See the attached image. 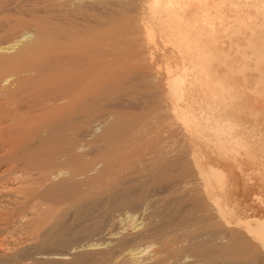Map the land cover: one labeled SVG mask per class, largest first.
Masks as SVG:
<instances>
[{"label": "rangeland", "instance_id": "obj_1", "mask_svg": "<svg viewBox=\"0 0 264 264\" xmlns=\"http://www.w3.org/2000/svg\"><path fill=\"white\" fill-rule=\"evenodd\" d=\"M150 10L151 9L149 8L147 0H0V47H4L8 44H15V41L18 39V37L21 34H27L28 36L27 41L33 40L36 37V34L39 29L38 27L40 25L41 26L43 25L42 27L46 29L47 34L48 33L50 34V35L48 34L49 38L52 36L53 37L52 40L55 39L58 42L60 41V39L61 41L66 42L67 40L71 41L73 37L76 38L77 36L80 37L81 35L82 37L83 36L89 37V35L92 34L94 36L93 38L95 41L94 43H96L95 44L96 51L93 57L94 59L91 61V63L89 62L91 65L90 64L86 65V62L89 60L85 59L86 58L85 56H84L85 58H83L84 63L81 60V63H83V67H84L82 69L85 70L88 69L87 66H89V68H92V70L94 69L93 77L96 78L95 79L93 78L95 81L94 82L95 86L93 85L95 89V90L93 89L94 90L93 102L92 104H89V102L85 104L88 110L85 108V106L83 108L85 109L86 112H83L84 110L83 111L78 110L77 113L79 115H77L76 112L75 114H72L75 116L74 118H72V120L70 119L65 122L62 121V123L59 122L60 123L59 124L55 120L52 121L53 123H49L50 121L46 123L47 121H45L44 119L46 123L45 124L44 121H42V119L41 120L37 119L36 121L34 120V122L31 123L30 121L29 122L27 121L28 119H24V121H21L20 119L19 120L21 122L20 123L19 121H17V119L21 117L23 120L24 117H22V115L24 116L25 114L26 115L28 114L29 116L26 115L25 116L26 118H29L30 111L34 110V108L32 110L33 106L31 105H35L33 103L39 104V102L43 100L42 97L44 96L43 98H45V96L47 95L46 93L53 91L52 89L54 87L52 84L48 83L50 87L47 86V84L45 86L46 88L47 87L48 88L45 89L44 87L46 92L45 90H43L42 92L40 90L38 93V89H37L35 90L36 94L33 92H32L33 94L30 93L29 92L30 82H28V80L30 81L29 79L30 73L29 71L26 70L29 73L28 74L26 71H24L25 69H22L24 67L26 69L29 68L28 66L26 67L27 65L26 60L19 61L20 63H17L18 64L17 68L15 66L14 68L9 69L8 72L6 71V74L3 75V76L7 75L6 77L9 78L7 79L8 81H4V83L2 82L0 84L1 85L0 86V103H1L0 104V116H1L0 117L1 118L0 119V264H29V263L33 264V262L36 263L37 261H39L41 257H42V261L44 260L43 261L44 264H68L71 261L72 262L77 261V263L80 262V264H83L81 262L83 258H86L85 259L86 261L85 262L83 261L84 264L86 263L107 264L108 263L107 261L109 260L105 262H100V261L96 262L93 259L97 255H99L100 253L99 251H101V247H102V251H105V249L106 250L108 249L107 251H109L111 246L113 247L114 245L117 244L118 245L120 244L118 248H120L124 253L126 250L125 246H127V248L129 246H130L129 248H133V247L136 248V250L135 249L134 250L139 254H136V256L138 257V262L137 263L134 262V264H150L148 262H151L153 253L157 249L156 246L159 245L160 243L158 241L159 238L157 235L151 236L150 234L148 235V233L146 232L151 220L154 219L152 220L153 222L158 220V217L157 218L152 217V219H150L151 217L149 216L147 217V215H149L148 212H151L154 208H157V210H159L160 208L164 209L166 205L165 207H163L162 206L163 203L167 204L166 203L167 201L170 202L171 199L173 200L174 195L177 196L176 199L178 201L182 199L181 194L182 196L185 195L188 198L190 197L191 194L192 198L194 199L196 198L195 195L197 196V193L195 192H197V190L200 188V180L196 179L195 177L197 175L196 169L194 170L193 168L195 167H193V164L189 163L191 161V160L189 161V157L187 156L188 157L187 160L185 159L186 156H184L185 158L181 156V155H186V153H184L185 152L184 149L187 151L188 146H187V141H185L184 137H182L181 135L182 133V131H180L181 127L180 125H178L180 123L179 122L180 120L176 118L175 120H173L174 118H171L172 115L170 114L169 110L166 108L169 106V100H171L170 94H168L169 92L167 89L168 88L167 77L169 76L167 70H169L168 69L169 67L173 72V76L186 74L187 80H190L192 76H194L193 74H197V73L199 74L198 69L200 67L196 66V68L193 69V71H191V69L193 68L192 65L195 66L194 64L197 65L199 61L203 62L204 59H202L200 55H198L197 58H194L196 57L195 56L196 50L190 49L189 51L187 49V47L185 46L187 39H190L188 41H190L189 43L191 44L192 42L193 43L195 42L193 41L194 39L198 40V47L200 49H203L204 52L208 54L210 57H212L213 55L212 52L213 49H212V45L207 40L204 41L203 38L199 36L198 37L194 36V28L192 26L188 25L189 27H186L187 15L184 11L178 9L179 11H176V14L180 16V18L178 17L177 19L176 17L173 20V18L172 19L167 18L168 15L166 14L164 9L161 11L159 8L158 11L160 13L158 14L155 13L154 11H153L154 13L152 14L151 13L152 10L151 11ZM158 11L156 10V12ZM194 14L195 15L202 14L201 9L200 8L195 9ZM179 19L183 21L180 20L178 22ZM176 21L180 24H178ZM178 29H180V32H182L181 34H179ZM224 29H225V33H221L219 35L220 47L223 49L224 53L229 56L230 59H240V55L242 52H243L242 54L248 56L247 62L249 64V67L244 71V73L245 72L246 73L243 75L245 78L246 77L250 78L252 74L257 75L258 78L257 77L252 79L250 78L251 80L249 81V83H253L254 80L259 79L260 74L256 70L257 62L254 60L253 56H251L250 53H247L248 50H245V37H247V35L244 32L243 34L238 32L236 36H233L231 34V31L235 29V26H233L232 23H229L226 20H225ZM191 31L193 32L191 33ZM205 31L206 32L208 31V27L206 25L204 26V30L203 31L201 30V32H205ZM182 34L184 38H182ZM63 36L65 38H62ZM192 36L194 38H192ZM191 44L190 46L192 47L193 44L192 45ZM21 46H22L21 44L15 45L13 46V49L12 48L11 50L7 49L8 51L0 50V55H4L7 57L13 56L21 48ZM182 56L184 60L181 59ZM199 57L201 60L199 59ZM52 58H54V56ZM52 60L53 59L51 58L49 59V61H51L48 62L50 66L54 63ZM53 66L54 64L51 67ZM184 68H186V70H184ZM90 70L88 69V71ZM86 71L85 73L88 72ZM19 73L23 76L19 75ZM17 78H19L20 80H16ZM21 81H23L22 82L23 84L21 83ZM26 81L29 84L26 83ZM205 82L206 85L210 87L211 83L209 82V80H205L204 83ZM24 83L25 85L28 86L25 87ZM234 84L237 85V82H234ZM17 87L19 89H21L20 87L22 88L24 87V89L23 90L21 89L22 91L21 90L18 91L16 90L18 89ZM211 87L213 86L211 85ZM25 88L27 90H25ZM8 89L9 90L11 89L12 92H9ZM13 91L16 94L14 96L15 98L12 97L14 95L12 94ZM200 92L201 90H199V87L195 86L191 94L194 96V98L201 100ZM7 94L9 95L6 96ZM6 97L8 100L6 99ZM189 97L190 95L189 93H187L186 96H183L182 98H179L177 100V103L180 107L179 112L182 110L181 107L185 103L191 104L190 100H188ZM6 100L7 102L8 101L9 102L7 103ZM216 103H215L216 106L218 105L220 107L221 106L225 107L221 103L220 98H216ZM195 104L196 105L193 106V108L195 109V113L197 115L203 114L204 116L208 117L211 123L216 125L215 128L218 127L219 130L223 133L222 135H220L221 138L227 140L229 139L230 141L237 140L240 144L243 145V147L239 149L238 153L241 160L245 164V169L250 173L251 181L249 180V188L244 189L242 187V184L239 183V179L235 177L236 184L238 185L237 186L238 194L236 196L237 200L239 202L242 201V199L239 196V192L245 194V192L250 189H251L250 193L251 192L255 193L257 194L256 196L259 195L258 198L256 196H253V200L256 203L264 200V121L252 120L255 118H250V116L248 115H246L248 119H246L245 121H240L236 117H231L228 113H224V111H222V113H219L217 118H215L212 115V113L205 108L206 107L205 101L203 99L199 104L198 103ZM200 105H202L203 109L199 108ZM237 106L239 105H236V107ZM236 107L235 110L239 112L240 106L237 108ZM248 109L253 111L256 110L257 108L254 105L249 104ZM15 113L17 114L22 113V114L21 116L19 115L20 116L19 117ZM12 115H14L13 118ZM17 116L19 118H16ZM261 116L262 115H260L259 117ZM14 117L16 120H14ZM168 117H170V119H167ZM38 120H40L41 122ZM42 122L44 123V125L41 124ZM109 122H112L113 124L120 126L116 129L119 132L115 130L113 132L114 134L112 133L111 137L109 139L106 138L108 140H105L104 139L105 131L107 129L109 130V127L113 125L112 123ZM218 123H220L221 126H218ZM227 123H229L230 126H226L228 125ZM163 124L164 126H162ZM146 131L147 132L150 131V132L147 133ZM102 135H103V139H102ZM144 139L146 141H144ZM170 141L171 142L173 141L172 142L173 145ZM147 142L148 143L154 142V144L151 143L148 146ZM66 144L69 146H67ZM137 144L140 145L141 147L138 146ZM152 147H154V149ZM129 153L130 156L128 155ZM174 153L177 155H175ZM125 154L126 156H124ZM226 154L227 155L225 156L227 157V159L233 156L232 152L229 151ZM151 156L153 159L151 158ZM165 158H169V159H165ZM181 158H183L184 160L181 161L182 160ZM140 159L143 161V163ZM232 159L230 158L228 160L229 162L227 167L234 165ZM176 160H178L179 165L177 164ZM179 160L181 162H179ZM129 161H131V163ZM45 162L47 165L45 164ZM187 162L189 164H192V168L190 167V165L189 166L187 165L188 164ZM164 163L167 164L169 163L168 164L169 166ZM182 163H183V167L181 165ZM124 165L127 167H125ZM154 165L156 166L154 167ZM170 165L174 168H172ZM177 166L180 168H178ZM184 166L187 169H185ZM187 166L190 167L191 170L193 169L195 173L193 171L192 172L196 175L191 173L190 172L191 170L188 173V170L190 168L188 169ZM234 170L238 173L237 168ZM160 171H162L161 172L162 174L160 173ZM166 171H168V173ZM157 172H159V174H157ZM186 172L188 175H186ZM179 173L183 177H179L178 179L176 177H178V175L180 176ZM190 173L191 175H189ZM163 174L167 176L165 177L163 176ZM174 174L175 175L178 174V175L175 177ZM170 175L171 176L173 175L172 177L173 178L175 177V179H173ZM188 176L190 178L192 177L191 180L189 179ZM167 178L169 180L170 179L172 180H170L169 182ZM181 178L182 180H186V181H181L180 180ZM153 179H155L156 181H154ZM138 180L139 182H137ZM140 180L143 181L141 182ZM99 182L101 184H99ZM105 182L108 183L111 182V186L112 183H114V186L116 185L113 189L110 190L111 196L113 194L112 193L113 190L117 191V189H115L116 187L119 188V190L123 188L122 190H124L127 196L129 195L128 197L130 198L131 202L132 200H134L133 202H135V206H130V205L126 206L125 204H123L124 205L123 207L122 204H117L115 203L116 201L114 200H113L114 201V205H113V201H112L113 196L112 197L106 196V194L108 195L110 193H107L109 192V188L108 187L105 188V187L110 186V184L106 185L108 183ZM174 182L175 184H173ZM196 182L199 185L198 188L197 185L194 184ZM102 183H105V186ZM59 184H66L68 186H72V185L75 186V184L78 186L80 184L78 186L79 187L78 189H80L81 191H79L78 193H82V194L85 193L84 195L86 196L85 201L84 200L81 201L84 202L83 205L85 203L86 205H88L91 201H94V199L95 200L97 199L98 201L97 200L95 201L94 205L91 206L92 208L88 207V210H86L88 214L86 212L84 213L85 208H83L82 204L81 205L79 204V206L74 205L73 201H75L76 198L74 197V193L72 195L70 193H66L67 195L63 194V196L54 197V193H55V190H53L55 188L54 186L56 185L58 186ZM157 184L158 186H156ZM188 184L190 186H188ZM98 185H103V188L101 189L102 186L97 187ZM168 185H170V189ZM186 185H187V189L185 188ZM171 186L172 187L175 186L174 188H176L177 186L178 188L175 189L176 190L175 191L173 190L174 188H172ZM179 186L181 187V189ZM163 187H166V189ZM97 188L103 190L100 192L101 194L98 193V195H96L95 193L92 192V191L95 192L98 191ZM139 188L142 190H140ZM89 189L90 192L95 194L94 195L95 197H92V193H89ZM104 189L108 191L104 192ZM125 189L128 192H126ZM161 189L164 190V192ZM193 189L195 190V192H192ZM188 192L191 193L189 194ZM87 193L90 194V196L92 197L91 199H89L90 197L88 196L89 194L87 195ZM158 197L160 198V200H158L159 199ZM178 197L180 198L178 199ZM165 198H166V202L164 201ZM192 198L191 199L189 198V200L186 198L183 199L188 200L190 203V201L194 200ZM156 199L157 202L155 201ZM176 199L175 201L177 202ZM175 201L174 204L176 203ZM188 201L187 202L184 201L183 203L186 202L187 203L186 206H190L188 205ZM76 202L77 201H75V204L78 203ZM149 202L154 203L156 206L158 205V207L156 206L154 207L153 206L154 204L150 203V205L152 204L151 205L152 209L149 207L150 206L149 205L148 206L149 208L144 211L146 205H148ZM182 202H180L179 204L176 203L177 206L182 204ZM191 203H193V201ZM86 205L84 207H86ZM73 206H75L76 208ZM181 206H178L179 208L178 207L176 208L175 205L174 207L176 208V211L179 212ZM191 206H190L191 212L189 207H188L189 211L187 210V208L184 209V207H181L183 208L184 211L181 210L182 212L180 211V215H176V214L175 215L176 218L178 217L180 220H182L183 223L187 222L186 224L184 223L185 225L183 223L181 224V221L177 218V220L180 221V225H181L180 227L186 228L189 227L190 225L189 231L192 230L193 232H196L200 229L199 226L202 225V222H200V219L202 218L201 217L199 218L198 216L201 214L202 208L200 209L201 212H198L199 210L197 211L198 212L197 214V212H194V210L196 211L199 208L196 209L195 205L193 208V204ZM64 207H66L67 209L66 208L64 209ZM77 207L78 209L79 207L80 208L82 207L81 209L84 210H80V212H83L85 215L83 214L84 215L83 216L81 213H79L78 210L77 213H79L80 215L77 214L76 215L77 217L79 216L80 219L76 217L77 218L76 220L74 217L76 215L73 211L77 209ZM192 208L194 210H192ZM48 209H50L51 211L53 210V213L56 212V216L55 218H53L54 220L58 215H61L62 217L64 215L62 221H65L66 224L69 223L67 227H70V229H67L68 232L67 230L65 231L66 236L64 233H63L64 236L63 235L61 236L62 238L65 237V239L63 238L65 241L61 239V237L59 239L60 241L57 240V237L60 236V234H55L58 233L56 232L57 230L55 231V229L51 230L53 231L52 232L53 235H51V231L50 233L48 232L44 233V231L46 230L45 228L50 223L41 220V214L43 213V211L44 212L46 210L50 211ZM162 209L160 211H162ZM57 211L61 213L63 211L64 214L63 213L60 214ZM121 212L122 214H120ZM178 212L177 214H179ZM128 213L131 214L133 213L135 215L134 224H137L135 228H132V226L127 225V223L125 224V220L124 222L123 220H120L124 217L123 215ZM182 214H184L183 218L185 217V221L181 216ZM117 215L118 218L116 217ZM192 215L195 218H193ZM80 216L81 217L83 216L82 217L83 219ZM190 216H191V220L188 219V217L190 218ZM200 216H203V218L206 219L210 215L208 216L206 212V213H202ZM197 217L199 218L198 222L201 224L197 222L198 219ZM118 219L121 222L118 221ZM42 221L45 223H42ZM179 221H177L178 222V224H176L177 226H179ZM205 221L206 220H203V223H205ZM158 222L159 221H157V223ZM195 222H197L196 224L198 225H196ZM138 224H140L139 225L140 228L138 227ZM187 224L188 226H186ZM193 224L194 226L195 225L197 226L198 230L195 229ZM124 225H127V227ZM192 226L196 231H194V229H191ZM82 229L85 231H83ZM186 230L188 231L187 228ZM186 230H182V231H186ZM68 233H70L71 235L70 234L68 235ZM112 233H117V235L116 234L113 235ZM48 234H50V236ZM178 234L179 233H177V235ZM181 234L182 232L180 233V235ZM54 235L56 236L53 237ZM69 236H73V237H69ZM68 237L69 240L67 239ZM76 237L77 238L79 237V239L77 240ZM61 240H63L64 244L61 242ZM70 240L73 241L71 242ZM66 242L68 243V245L66 244ZM183 242L184 245L181 242L178 243L179 247L180 244L183 247H180L182 249L178 253V256L177 254L174 255L176 258L172 256L173 260L175 259L177 260L178 258L182 262V264H185V262L186 264L205 263L203 261L202 263H199L200 259L198 260V258L196 259V257L193 256V254H190L185 244L186 241ZM95 243L99 244L98 248H96L97 246L95 245L92 246V244ZM92 247L95 248L93 249ZM24 250L27 251H25L23 254ZM78 251H80L81 253ZM124 253H122L121 255H123ZM79 254L81 256H79ZM73 255H75V257ZM121 255H119L121 259L122 258L124 259V257L126 256L125 254L123 256ZM184 256L188 258L186 259ZM79 257L81 260L79 259ZM77 259H79L80 261H78ZM248 259H246L244 262H240V263L236 262L234 264H246ZM45 260L46 261L48 260L47 262L49 263H47ZM92 261H94V263Z\"/></svg>", "mask_w": 264, "mask_h": 264}, {"label": "bare ground", "instance_id": "obj_2", "mask_svg": "<svg viewBox=\"0 0 264 264\" xmlns=\"http://www.w3.org/2000/svg\"><path fill=\"white\" fill-rule=\"evenodd\" d=\"M147 3L149 5V8L152 10V12H151L152 14L154 12L157 13V14L160 13L158 11L159 8H160L161 11L164 9L165 12H166V14L168 15L167 18H170V19L173 18V20L176 17H177V19H178V17L180 18V16H178L176 14V11H179V10L184 11L186 13V15H187V17H186L187 18V24H186L187 26L186 27H189L188 25L192 26L194 28V36H196V37L199 36V37L203 38L204 41L207 40L212 45V49H213V51H212L213 52V55H212V57H210L208 54H206L204 52L203 49H200L198 47V40H195V39L193 40L195 42L194 43L192 42V44H193L192 47L190 46V44H191V43H189L190 41H188L190 39H187L186 40V45L185 46L187 47V49L189 51H190V49L196 50L195 51L196 52V55H195L196 57H194V58H197V56L200 55L202 57V59H204V61L203 62H200L199 61V63L197 65L194 64L195 66L192 65L193 68L191 69V71H193V69H195L196 66H199L200 68L198 69L199 74L198 73L197 74H193L194 76H192V78L190 80H187L186 79V74L185 75H183V74L181 75L180 74V75H177V76H173L172 70L168 67L169 70H167V71L169 73V76L167 77V87H168L167 89H168V92H169L168 94H170L171 100H169V106L167 105L168 107H166L169 110L170 114L173 116V117L171 116V118H174L173 120H175V118L180 120L179 121L180 123L178 122L179 123L178 125H180V127H181V129H180V131H182L181 135H182V137H184L185 141H187V146H188L187 151L184 149V151H185L184 153H186V155H181V156H183V158H185L184 156H186L185 159H187V160H188V157H189V161L191 160L189 163H192L193 164V167H195L193 169L194 170L196 169V174L198 176L196 174H194L195 172H194L193 169L191 170L192 164H189L187 162L188 163L187 165L188 166L190 165V167H191L190 168V167L187 166L188 169L190 168L188 170V173L191 170L190 172L191 173L194 172L193 174L196 175L195 176L196 179L200 180V188L197 190V192H195L194 189L192 191V192L197 193V196L195 195L196 198L195 199L192 198V195L190 194L191 192L190 193L188 192L190 194V197L189 198L190 199L191 198L194 199V200H192L193 203H191L192 201H190V203H191L190 204L189 201H188L189 198L186 197L185 195H183V196H185V197H183L182 194H181V197H182V199L183 198L188 199V200L183 199L186 202L188 201V205L191 206L193 204V208H194V205H195L196 209L199 208L196 211L192 208V210H194V212H197L199 210L198 212H201L202 211L201 214L207 212V215L208 216L210 215V216L205 219V218H203V216H200L201 214L198 215L199 218L201 217L203 220H206L205 223H203V220L200 219V222H202V225L199 226L200 229L198 230V228L196 226L198 224H196V223L198 222L199 218L197 217L198 218L197 219V222H195L196 225L194 226V224H193V226L198 231H196L193 228V226H192L191 229H194V231H196V232H193L192 230L189 231V229H190L189 228L190 225H189V227H186L188 229V231H189L188 232L186 230V228L180 227L181 226L180 225V221H181V224L183 223L182 220H180L177 217L180 220L179 221L176 218V215H180V211L183 210V208H181V207H184V209L187 208L188 211H189V209H188V207H189L190 208V212H191V207L192 206L191 207L190 206H186L187 203L186 202L183 203L184 201L182 199H180V200H182L183 202L180 201V200L178 201L176 199L177 196L174 195L173 200L171 199V201H170L168 199L170 202H168V201L166 202V198H165L164 201L167 204H164L163 203L162 206L165 207V205H166V207L164 209L160 208L159 210H157V208H154L156 206L154 203L149 202L148 205H146V203H145L146 207L144 206L145 207L144 211L147 210L149 207L151 208L152 207L151 206L152 204H154L153 205L154 206L153 208L156 209V210L153 209L152 210L153 212L152 211L151 212H148L147 211L149 213V215H147V217L148 216L151 217L150 219H152V217H155V218L158 217V220L154 221L155 223L152 221L154 219H152L151 222H150L151 225L149 224L150 227L147 225L148 226V229L146 227L147 230L146 229L145 230L148 233V235L149 234L151 236L152 235H157L158 238H159L158 241L160 243L159 245L156 246L157 249L155 248L156 250L153 253V256L151 258V262H148V263H150V264H182V262L178 258H177V260L176 259L173 260L172 258L175 257L174 256L175 254H177V256H178V253L182 249L180 247H183V246H181V244H180V247H179L178 243L181 242L184 245V242L183 241H186L185 244H186V246H187V248L189 250L188 252H190V254H193V256H195L196 259L197 258H198V260L200 259L201 262L199 260V263H202V261H203L206 264L207 263L208 264H234L236 262L237 263L244 262L246 259L249 258L246 264H264V200H262L261 202H257L256 203L253 200V196H256L257 194L252 193V192L250 193L251 189L250 190H247L245 192V194H242L241 192H239V196L242 199L241 202H239L237 200V198H236V196L238 194V189H237V186L238 185L236 184V178L235 177H237L239 179V183L242 184V187L244 189H248L249 188L250 173L245 169V164L241 160V158L239 156V153H238L239 149L242 148L243 145L240 144L237 140L230 141L229 139L227 140V139L221 138L220 135H222L223 133L219 130V128L218 127L215 128L216 125H214L213 123H211L210 119L208 117L204 116L203 114L197 115L195 113V109L193 108V106L196 105L195 103H198L199 104L201 102V100L203 99L205 101V106H206L205 108L209 112H211L212 115L215 118H217V116L219 115V113H222V111H224V113H228L231 117H236L240 121H245L246 119H248V117L246 115L250 116V118H255V119H252V120H255V121H264V0H147ZM197 8H200L201 9L202 14H199V15H195L194 14L195 13V9H197ZM156 10L158 12H156ZM154 15H156V14H154ZM180 20L181 19H179L178 22ZM225 20L227 22H229V23H232V25L235 26V29L231 31V34L233 36H236L238 32H240L241 34H243V32H244L247 35V37H245V50H248L247 53H250L251 56H253L254 60L257 62L258 65L256 64V70L260 74L259 79L253 81L254 84L253 83H249V81L252 78L257 77V75H253L252 74L250 76L251 79L250 78H247V77L245 78L244 75H243V74L246 73V72L244 73V71L249 67V64L247 62L248 56H246L245 54H242L243 53L242 52L241 55H240V59H230L229 56L224 53L223 49L219 45L220 44L219 35L221 33H225V29H224ZM181 21H183V20H181ZM185 23H186V20H185ZM178 24H180V23H178ZM205 25L208 27V31L207 32L206 31L205 32H201V30L202 31L204 30V26ZM42 26L40 25L38 27L39 28L38 29V32L36 34V37L33 40H30V41L28 40L27 41V39H28L27 34H21L18 37V39L15 41V44H8V45H6L4 47H0V50L1 51H3V50L6 51L7 49L8 50L9 49L11 50V48L13 49V46H15V45H20V44L22 45L21 48L13 56L7 57V56H4V55H0V84L2 82L4 83V81H8L7 79L9 77H6L7 75L6 76H3V75L6 74V71L8 72L9 69L14 68L15 66L17 68V66H18L17 63H20L19 61L26 60L27 61V62L25 61L26 64H27L26 67L28 66L30 68V70H29V68L26 69L25 67L22 68V69H25L24 71L27 70L30 73L29 74L26 71L30 75V78L28 77L30 79V81L28 80V82H30V85H29L30 86V91H29V89H28V91L30 93H32V92L35 93V90L38 89V93H39L40 90L42 92L43 90H45V89L48 88V87L46 88V86H45L46 84H47V86H49V84H52L54 88L52 89L53 91H51V92L48 91L49 93H46L47 95L49 94L48 96L46 95L45 98H43L44 96L42 97V99H43V100H41L42 102L38 99L41 103L40 102H39V104L38 103L37 104L36 103H33L35 105H31V106H33L32 107V110H33V108H34V110L33 111H30V117H29L30 120H29V118H26V116H29L28 114L26 115L24 113L26 116L25 115L24 116L22 115V117H24L23 120H22V118L20 117L22 113L21 114L15 113L18 116L20 115L19 116L20 118L18 116L16 117V118H19V119H17V121H19L20 119H21V121H24V119H28L27 121L28 122L30 121V123H31V122H34V120L36 121L37 119H40V120L42 119V121H44V119H45V121H47L46 123H48V121H50L49 123H53L52 121H54V120L57 121L58 123L59 122L62 123V121L65 122V121H68L70 119L72 120V118L75 117L72 114H75V112L77 113L78 110H81V111L84 110L83 112H86L85 109L83 108L85 106V104L88 103V102H89V104H92V102H93V98H94L93 94H94V90H95L94 89V86H95L94 79L96 78V77L95 78L93 77L94 69L92 70V68H89V66H87L89 70L91 69L90 71H88V69H86L88 71L87 72L85 69H82V68H84L83 67V63H84L83 58L86 57L85 59H88L89 60V61L85 60V61H87L86 62V65L90 64L91 61L94 59L93 57H94V54H95V51H96L95 50V47H96L95 44L96 43H94L95 42L94 39H93L94 36L91 33H90L91 35H89V37H84V36L82 37V35H81L80 37L77 36L78 38L77 37L76 38L73 37V39L71 38L72 39L71 41L66 39L67 40V41L65 40L66 42L61 41V39L59 38L60 41L58 42L55 39L52 40L53 39L52 36L49 38V36H48L49 33L47 34L46 29L44 27H42ZM180 27H182V26H180ZM180 29H178L179 30V34L182 33V32H180ZM192 32L193 31H191V33ZM183 34H182V38H184L183 37ZM185 36H186V33H185ZM54 38H56V37H54ZM62 38H65V37L63 36ZM185 38H187V37H185ZM192 38H194V37L192 36ZM187 41H188V43H187ZM200 42H201V40H200ZM204 49H205V47H204ZM188 50H187V52H188ZM244 52H246V51H244ZM53 56H54V58H52ZM165 57H166V55H165ZM50 58L53 59L52 60L54 62L53 63L54 66L53 67H51L53 64L51 66H50V64H48V62H51V61H49ZM181 59L184 60L183 56L181 57ZM199 59H200V57H199ZM81 60L83 61V63H81ZM20 66H21V64H20ZM23 66H25V65H23ZM184 70H186V68H184ZM85 71L87 73H85ZM19 75H21V74L19 73ZM21 76H23V75H21ZM21 76H20V78H21ZM3 77H5V78H3ZM24 79H22V80H24ZM16 80H20V79L17 78ZM205 80H209V82L211 83V85L213 87H211V85H210V87H208V85H206V82L204 83ZM238 81H239V83H238ZM22 82L23 81H21V83ZM28 82L26 81V83H28ZM234 82H237V85L234 84ZM24 85H25V83H24ZM27 86L28 85H25V87H27ZM195 86H198L199 87V90H201V92H200L201 93V96H200L201 97V100L200 99H197V98H194V96L191 94L192 93V90H193V88ZM44 87H45V89H44ZM20 88L22 90L24 89V87L23 88L20 87ZM21 89L18 88L16 90L19 91ZM25 90H27V89L25 88ZM8 91L9 92H12L11 89L10 90L8 89ZM45 92H46V90H45ZM6 93H8V92H6ZM187 93H189V95H190V97H189L188 100H190L191 104L190 103H185L181 107L182 110L179 112V108L180 107H179V105L177 103V100L179 98H182L183 96H186ZM12 94H14L12 97H14L16 95L14 93V91H13ZM8 95L9 94H7L6 96H8ZM216 98H220L221 103L225 107H222V106L220 107L218 105L216 106V104H217L216 103ZM6 99H7V97H6ZM7 100H6V102H7ZM166 103H167V101H166ZM198 104H197V106H198ZM249 104L250 105H254L257 109L256 110H253V111L252 110H249L248 109L249 108ZM236 105H239L240 106V107L237 106L240 109L239 112L235 110ZM4 108H5V106H4ZM85 108H86V106H85ZM199 108H202V105H200ZM2 113H3V111H2ZM167 114H169V113H167ZM14 115H12V118H13ZM77 115H79V114L77 113ZM260 115H262V116L259 117ZM164 118H165V116H164ZM167 119H170V117H168ZM260 119H262V120H260ZM14 120H16L15 117H14ZM40 120H38V121H40ZM45 121H44V123H45ZM14 122H16V121H14ZM118 122H119V120H118ZM172 122H174V121H172ZM44 123L42 122L41 124L44 125ZM109 123H112V122H109ZM54 124H56V123H54ZM169 124H170V122H169ZM227 124L228 125H226V126H230L229 123H227ZM162 126H164V124ZM218 126H221V124L218 123ZM118 127H120V126H118L116 124H113L112 126H110L109 127V130L108 129L106 130L107 132L106 131H105V133L103 132L105 134V138L104 139L105 140H108L111 137L112 133ZM169 127H170V125H169ZM124 129H125V127H124ZM160 131H161V129H160ZM117 132H119V131H117ZM117 132H116V134H117ZM149 132H147V133H149ZM133 133H134V131H133ZM103 135H102V139H103ZM154 135H155V133H154ZM130 136H131V134H130ZM133 136H134V134H133ZM106 138H108V139H106ZM55 139H56V137H55ZM121 141H123V140H121ZM144 141H146V140L144 139ZM98 142H100V141H98ZM151 143H148L147 145L149 146V144H151ZM152 144H154V142ZM117 145H119V144H117ZM137 145H136V147H137ZM172 145H173V143H172ZM67 146H69V145H67ZM126 146H127V144H126ZM138 146H140V145H138ZM63 147H65V146H63ZM150 147H151V145H150ZM152 148L154 149V147H152ZM125 150H127V149H125ZM132 151H133V149H132ZM182 151H183V149H182ZM228 151L229 152H232L233 156L230 157V158L231 159L233 158L232 160L234 162V165L229 166L230 168L227 167L228 162H229L228 160L230 158L227 159V157L225 156V155H227L226 153H228ZM130 152H131V150H130ZM177 152H178V150H177ZM71 153H73V152H71ZM137 153H138V151H137ZM141 153H139V154H141ZM107 155H108V153H107ZM128 155L130 156V153ZM175 155H177V154H175ZM179 155H180V153H179ZM124 156H126V154ZM152 156H151V158H152ZM104 157H105V155H104ZM136 157H138V156H136ZM166 157H167V155H166ZM151 158H149V159H151ZM183 158H181L182 159L181 161L184 160ZM165 159H169V158H165ZM173 159H175V158H173ZM155 160H157V159H155ZM116 161H118V160H116ZM176 161H177V164H178V160H176ZM181 161L179 160V162H181ZM129 162L131 163V161H129ZM142 163H143V161H142ZM45 164H46V162H45ZM158 164H157V166H158ZM164 164H167V163H164ZM174 164H176V163H174ZM184 164H186V163H184ZM181 165L183 167V163ZM155 166L156 165H154V167ZM125 167H127V166H125ZM172 168H174V167H172ZM178 168H180V167H178ZM184 168H185V166H184ZM236 168H237L238 173L234 170ZM159 169H160V167H159ZM185 169H187V168H185ZM130 172H131V170H130ZM133 172H135V171H133ZM136 172H137V170H136ZM161 172L162 171H160V173ZM166 172L168 173V171H166ZM154 173H155V170H154ZM191 173L189 175H191ZM147 174H149V173H147ZM157 174H159V172H157ZM177 175L178 174H176L175 177ZM186 175H188L187 172H186ZM123 176H125V175H123ZM152 176H153V174H152ZM163 176H165V174H163ZM170 176H169V178H170ZM175 177L174 178L172 177V178L175 179ZM179 177H183V176L180 174V176L178 175V177H176V178L179 179ZM191 178L189 177L190 180H191ZM147 179H148V177H147ZM155 179H153V180L156 181ZM193 179H195V178H193ZM168 180H165V181H168ZM170 180H172V179H170ZM170 180H169V182H170ZM180 180L181 181H186V180H182V178ZM140 181L142 182L143 180H140ZM160 181H162V180H160ZM192 181H194V180H192ZM137 182H139V180ZM105 183H108V182H105ZM105 183H102V184H104V186H105ZM117 183H118V181H117ZM154 183H152V184H154ZM187 183H189V182H187ZM87 184H89V183H87ZM99 184H101V183L99 182ZM109 184H110V186H106L105 187V188H107V187L109 188V192H107L108 190L106 191L105 189H104V192L110 193L111 192L110 190L113 189L116 186V185L114 186V183H112V186H111V182L108 183V184H106V185H109ZM160 184H159V186H160ZM166 184H167V182H166ZM173 184H175V182ZM194 184L197 185V188H198L199 185L197 184V182L194 183ZM191 185H193V184H191ZM78 186L76 184H75V186H73V185L72 186H68L66 184H59L58 186L56 185V186H54L55 188L53 189V190H55L54 197L63 196V194H66V193H70L71 195L74 193V197L77 198V200L75 198V201L78 202V203L76 202L77 204H75V201H73L74 202V205H76V206L77 205L79 206V204L80 205L81 204L83 205L84 202H81V201H83V200L85 201L86 196L84 195L85 193L84 194L78 193L79 191H81L80 189H78L79 188ZM99 186L100 187L102 186L101 189L103 188V185H98L97 187H99ZM156 186H158V184ZM168 186H169V189H170V185H168ZM188 186H190V185L188 184ZM174 187L175 186H173L172 188H174ZM120 188H122V187H120ZM163 188L166 189V187H163ZM177 188L178 187L176 186V188H174L173 190H175ZM185 188L187 189V185H186ZM193 188H196V187H193ZM97 189H98V191H96V192L95 191H92L96 195H98V193H100L101 191H103L100 188H97ZM97 189H95V190H97ZM115 189H117V191L116 190L115 191L113 190L114 192L112 191V193H113L112 194V196H113L112 201L114 200V201H116L115 203L122 204V205L125 204L126 206H128V205L135 206V202H133L134 200H132V202H131L130 198L128 197L129 195L127 196L125 194L124 190H122L123 188L119 190V188L116 187ZM153 189H155V188H153ZM180 189H181V187H180ZM140 190H142V189H140ZM125 191L128 192L126 189H125ZM162 191L164 192V190H162ZM92 192H90V189H89V193H92ZM184 192H185V190H184ZM89 193H87V195ZM93 193H92V197H95L94 196L95 194H93ZM177 193H179V192H177ZM195 193H193V194H195ZM88 196L90 197L89 199L92 198L90 196V194ZM106 196L107 197H109V196L112 197L111 196V193L108 194V195L106 194ZM132 196H134V195H132ZM155 197H157V196H155ZM256 197L258 198L259 195L256 196ZM179 198L180 197H178V199ZM99 199H100V197H99ZM157 199L155 200L156 202H157ZM175 199L177 200V202L175 201ZM96 200L94 199V201H91L90 203L88 202L89 203V204L87 203L88 205H86V203L83 205V208H85L84 213L85 212L87 213L86 210H88V207L93 206ZM158 200H160V198ZM114 201H113V205H114ZM174 201L176 203H178V204L180 202H182V204H183V205L182 204L178 205V206H181L182 205L180 207V209H179V212L176 211V208L178 206H177L176 203L174 204ZM150 203H152V204L150 205ZM184 204H185V206H184ZM85 205H86V207H84ZM137 205H140V204H137ZM175 205H176V208L174 207ZM73 207H75V206H73ZM123 207H124V205H123ZM156 207H158V205ZM65 208L66 207H64V209ZM81 208L79 207V209H78V207H77V209H75L73 211L75 213V215L76 214L77 215H80L79 213H81L82 215L84 214L83 212H80V210H84V209H81ZM112 208H114V207H112ZM52 209H53V207H52ZM161 209H162V211H160ZM200 209H201V211H200ZM48 210H50V209H48ZM78 210H79V213H77ZM46 211L45 212L43 211V213L41 214V220H44L47 223L49 222L50 224L45 228L46 230L44 231V233H47V232L50 233V231L52 229H55V231L57 230L56 232H58V233H55V231H54V233L55 234H60V236L57 235L58 236L57 237V240H59L60 237L63 235V233L65 234V231L67 229H70V227H67L69 223L66 224L65 221H62V218H64V215H63V217L61 215H58L56 217V219L54 220L53 218H55L56 212L53 213V210L52 211L50 210V211H47V212ZM59 211H60V209H59ZM59 211H57V212H59ZM88 212H90V211H88ZM177 212L179 214H177ZM198 212H197V214H198ZM59 213L60 214H62V213L64 214L63 211H62V213L61 212H59ZM186 213H185V215H186ZM120 214H122V212ZM77 215L74 216L76 220H77V218H79V216L77 217ZM183 215L184 214L181 215L182 218H183ZM123 216L124 217L122 219H120L121 216H120L119 219L120 220H123V222L125 220V224L127 223V225L132 226V228H135L137 226V224H134L135 215L133 213L132 214L131 213H128V214H125ZM116 217L118 218V215ZM193 218H195V217L193 216ZM119 219H118V221H120ZM183 219L185 221V217ZM188 219L191 220V216H190V218L188 217ZM80 221H82V220H80ZM157 221H159V222L157 223ZM177 221H179V226L176 225V224H178ZM42 223H45V222L42 221ZM199 224H201V223H199ZM127 225H124V226L127 227ZM139 225L140 224H138V227H139ZM186 226H188V224ZM76 228H78V227H76ZM138 229H136V230H138ZM86 230H87V228H86ZM182 230H186V231H182ZM83 231H85V230H83ZM52 232L53 231H51V235H53ZM67 232H68V230H67ZM181 232H182V234L180 235ZM133 233H135V232H133ZM177 233H179V234L177 235ZM69 234L70 233H68V235ZM112 234L113 235L114 234L117 235V233H112ZM48 235L50 236V234H48ZM55 236L56 235H54L53 237H55ZM65 236H66V234H65ZM69 237H73V236H69ZM69 237L67 238L68 240H69ZM63 238L65 239V237H63ZM63 238L61 237V239H63ZM78 239H79V237L77 238V240ZM140 239H142V238H140ZM63 240H61V242L64 244ZM68 240H67V242H68ZM25 241H27V240H25ZM67 242H66V244L68 245ZM96 243L95 244H92V246L95 245V246H97L96 248H98L99 244H96ZM44 244H45V242H44ZM57 244H60V243H57ZM67 245H64V246H67ZM119 245L117 244V245H114L113 247L111 246L110 249H109V251H107L108 249L107 250L105 249V251H102V247H101V251H99L100 253L97 251L99 253V255H97L96 257H94L93 260H95L96 262H98V261L105 262V261L109 260V261H107L108 262L107 264H134V262H136V263L138 262V257L136 256V254H139V253H137L135 251L136 248H134V247L133 248H129L130 246L127 248V246H125L126 247V250L124 249L125 250V253H124L120 248H118ZM124 245H125V243H124ZM121 246H122V244H121ZM184 248H185V246H184ZM187 248H186V250H187ZM93 249H92V251H93ZM25 251H27V250H24L23 251V254H24ZM73 251H74V249H73ZM120 251L126 255L125 256L126 258L124 257V259H126V260H124L123 258L121 259V257H119V255L122 254ZM78 252H80V251H78ZM111 253H112V255H111ZM113 253H114V255H113ZM75 255H73V256L75 257ZM109 255H111V256H109ZM123 255H121V256H123ZM79 256H81V255L79 254ZM83 257H85V256H83ZM88 257H91V256H88ZM88 257H87V259H88ZM184 257L186 258V256H184ZM79 259H80V257H79ZM79 259H77V260L80 261L81 259L80 260ZM85 259L86 258H83L81 260V262L83 264L86 261ZM186 259H185V261H186ZM70 260H72V259H70ZM43 261H42V257H41V259L39 261H37L36 263L33 262V264H44ZM92 262L94 263V261H92ZM47 263H49V262H47ZM70 263H68V264H70ZM205 263H203V264H205ZM71 264H80V262L77 263V261L76 262L73 261ZM185 264H186V262H185Z\"/></svg>", "mask_w": 264, "mask_h": 264}]
</instances>
